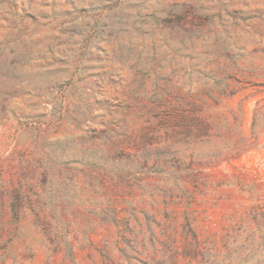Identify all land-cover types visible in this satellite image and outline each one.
Instances as JSON below:
<instances>
[{"label": "rangeland", "instance_id": "374dc122", "mask_svg": "<svg viewBox=\"0 0 264 264\" xmlns=\"http://www.w3.org/2000/svg\"><path fill=\"white\" fill-rule=\"evenodd\" d=\"M0 264H264V0H0Z\"/></svg>", "mask_w": 264, "mask_h": 264}, {"label": "trees", "instance_id": "16d2710c", "mask_svg": "<svg viewBox=\"0 0 264 264\" xmlns=\"http://www.w3.org/2000/svg\"><path fill=\"white\" fill-rule=\"evenodd\" d=\"M13 2H14V0H13ZM156 95V94H155ZM155 95H153V98H155Z\"/></svg>", "mask_w": 264, "mask_h": 264}]
</instances>
